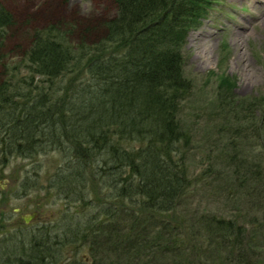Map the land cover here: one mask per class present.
I'll return each instance as SVG.
<instances>
[{
	"label": "trees",
	"instance_id": "trees-1",
	"mask_svg": "<svg viewBox=\"0 0 264 264\" xmlns=\"http://www.w3.org/2000/svg\"><path fill=\"white\" fill-rule=\"evenodd\" d=\"M207 2L113 0L114 15L101 23L105 34L89 43L82 38L76 44L68 41L60 23L31 34V46L21 60L34 74L29 83L37 75L50 83L59 80L60 85L55 91L49 85V91L37 95L17 89L14 103L12 83L0 81V163L12 153L31 158L47 149L61 151L62 161L50 181L66 194L68 203L79 204L50 241L28 239L26 252L39 245L44 254L37 259L43 261L47 253L59 257L55 262L65 261L59 250L66 244L82 247L88 242L89 256L99 254L101 261L147 264L157 252L183 250L186 226L173 227L170 213L177 212L178 197L190 182L185 160L192 147L177 116L189 82L176 46L198 26ZM13 22L12 13L0 5L1 39ZM90 31L86 27L82 35ZM0 62V77L8 72V78L23 81L14 66ZM68 74L65 84L60 78ZM80 74L84 82L74 83ZM244 124L236 129H247ZM233 159L228 156L225 165L231 167ZM210 172L211 166L194 178L203 180ZM95 179L98 188L88 192L87 181ZM85 207L89 219L83 218ZM166 212L170 220L156 232L154 226L164 222ZM151 214L155 225L145 223ZM207 222L214 227L213 235L230 241L238 263L259 264L243 253L250 239L247 223L215 215ZM251 230L255 236L256 230ZM19 261L31 264L33 259Z\"/></svg>",
	"mask_w": 264,
	"mask_h": 264
},
{
	"label": "rangeland",
	"instance_id": "rangeland-1",
	"mask_svg": "<svg viewBox=\"0 0 264 264\" xmlns=\"http://www.w3.org/2000/svg\"><path fill=\"white\" fill-rule=\"evenodd\" d=\"M0 5L14 17L4 40L0 38V59L14 66L17 76L23 78L22 82L8 78V72L0 77L1 84L12 83L14 103L18 101L17 89L32 90L37 95L43 89L49 91V85L53 88L50 91L60 85L59 80L50 83L37 75L31 84L28 81L34 74L21 60L35 30L60 23L68 41L76 44L83 39L89 43L105 34L101 23L115 13L113 0H0ZM205 13L200 26L189 33L185 43L176 46L189 82L188 92L179 100L177 116L181 131L191 138L192 148L187 149L185 160L186 174L191 178L183 196L178 197L177 212L174 216L170 213V223L173 227L182 223L186 226L182 233L185 242L183 250L157 252L147 264H245L238 263L230 251V241L213 235L214 227L206 224L209 215L247 223L250 239L243 253L246 259L264 264V0H219ZM86 27L91 28L87 36L82 35ZM68 78L69 74L60 80L66 84ZM80 81L84 82L81 74L73 79L74 83ZM242 122L248 130L236 129ZM54 150L47 149L31 158L12 153L1 160L0 246L6 233H19L26 224L24 214L37 212L29 221L33 226L42 222L62 225L71 216L70 208L79 204L68 203L65 193L50 186L55 166L62 161L61 151ZM227 155L235 157L231 167L225 165ZM210 166L212 172L204 174L205 179L194 178ZM29 177L35 185H27ZM98 185L97 179L87 181V191L94 193ZM15 207L19 211L15 212ZM85 210L83 218L89 219L90 212ZM163 214L164 222L155 225V215L151 214L145 223L153 222L158 232L170 220L168 212ZM100 225L106 228L105 223ZM251 229L256 230L255 236ZM88 246V242L82 247L66 244L62 252L65 261L56 264L82 260L87 264H111L101 261L99 254L94 260ZM102 249L104 253L106 248Z\"/></svg>",
	"mask_w": 264,
	"mask_h": 264
},
{
	"label": "bare ground",
	"instance_id": "bare-ground-1",
	"mask_svg": "<svg viewBox=\"0 0 264 264\" xmlns=\"http://www.w3.org/2000/svg\"><path fill=\"white\" fill-rule=\"evenodd\" d=\"M2 249H3V250H6V246H5V245H2Z\"/></svg>",
	"mask_w": 264,
	"mask_h": 264
}]
</instances>
